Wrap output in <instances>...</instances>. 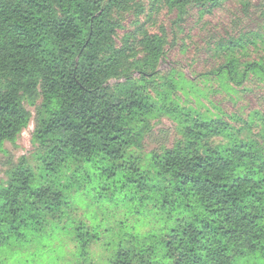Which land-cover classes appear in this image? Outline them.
Returning a JSON list of instances; mask_svg holds the SVG:
<instances>
[{
  "label": "trees",
  "instance_id": "16d2710c",
  "mask_svg": "<svg viewBox=\"0 0 264 264\" xmlns=\"http://www.w3.org/2000/svg\"><path fill=\"white\" fill-rule=\"evenodd\" d=\"M134 1L0 0V151L31 118L23 101L41 98L34 165L20 158L0 183V250L27 231L46 229L70 208L71 193H81L112 205L117 198L125 209L115 231L53 223L72 231L83 260L103 234L113 248L106 264H264V158L254 145L237 141L220 120L173 107L185 141L139 151L149 119L167 107L145 87L163 54L161 37H145L147 54L130 63L138 82L129 70L121 75L130 55L116 48L112 13ZM222 1L166 3L182 20L191 8L211 13ZM237 64L230 59L217 75L241 85L249 71L263 70L254 63L240 73ZM120 77L124 83L110 89ZM219 135L229 142L205 143ZM139 224L148 230L140 234Z\"/></svg>",
  "mask_w": 264,
  "mask_h": 264
},
{
  "label": "rangeland",
  "instance_id": "374dc122",
  "mask_svg": "<svg viewBox=\"0 0 264 264\" xmlns=\"http://www.w3.org/2000/svg\"><path fill=\"white\" fill-rule=\"evenodd\" d=\"M126 11L113 10L116 48L127 49L128 63L121 75L129 70L136 82L140 80L130 63L145 57V37H161L163 54L156 62V73L148 77L146 92L157 105L167 107L149 119L147 136L142 141L141 153L172 149L185 141L183 125L178 110L189 111L194 118L224 122L237 141L254 145L264 158V0H223L211 13H201L191 8L188 15L178 20L177 10L166 0H135ZM253 41H252V40ZM240 40L241 46H229V41ZM220 42V43H219ZM230 59L243 73L247 65L260 64L263 70L249 71L237 85L226 77L217 75L218 69ZM125 79L112 78L110 89ZM41 102L40 96L24 100L31 114L27 126L16 141L5 143L0 151V183L5 171L26 158L34 165L33 144L34 115ZM173 107L175 109L172 114ZM168 109H170L168 111ZM229 137L219 135L205 141L211 147L225 145ZM70 208L64 211L58 223L62 228L71 222H82L87 227L99 224L102 228H115L125 218V209L119 204L96 202L91 195L71 193ZM40 231H27L22 240H13L1 248L0 261L5 264H106L113 252L107 246V235L92 241L84 260L80 257L70 229L56 228L54 224ZM130 223V221H129ZM140 226V227H138ZM140 234L148 227L134 226Z\"/></svg>",
  "mask_w": 264,
  "mask_h": 264
}]
</instances>
